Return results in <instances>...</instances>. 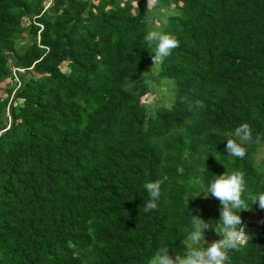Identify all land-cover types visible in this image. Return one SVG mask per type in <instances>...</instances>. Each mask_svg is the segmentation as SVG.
<instances>
[{"label":"trees","instance_id":"trees-1","mask_svg":"<svg viewBox=\"0 0 264 264\" xmlns=\"http://www.w3.org/2000/svg\"><path fill=\"white\" fill-rule=\"evenodd\" d=\"M146 1L0 0V264H146L180 249L215 175L264 192V0ZM160 10L179 44L157 78L175 97L152 108L143 37ZM241 123L253 139L228 157ZM149 180L161 195L145 213ZM208 202L199 217L216 221ZM246 203L226 264H264V209Z\"/></svg>","mask_w":264,"mask_h":264},{"label":"clouds","instance_id":"clouds-1","mask_svg":"<svg viewBox=\"0 0 264 264\" xmlns=\"http://www.w3.org/2000/svg\"><path fill=\"white\" fill-rule=\"evenodd\" d=\"M143 39L146 47L153 49L149 52L152 54L154 65L169 57L179 44L174 35L165 31L149 30ZM231 135L235 139L225 140L224 153H227L228 157H245V144L253 139L252 130L248 124L241 123L233 129ZM161 183V180L143 183V189L148 195V199L143 201L145 213L156 209L161 195ZM201 193L205 198L211 197L219 201L218 219L205 220L190 214L191 228L180 241V249L170 251L167 246L160 247L151 254L146 264H226L229 260V250L238 249L246 243L247 235L240 213L250 209L246 203L248 200L256 207L264 209V192L251 193L242 172L226 171L215 175L206 187L193 197ZM207 230L218 234L220 238L209 242L205 236Z\"/></svg>","mask_w":264,"mask_h":264},{"label":"rangeland","instance_id":"rangeland-1","mask_svg":"<svg viewBox=\"0 0 264 264\" xmlns=\"http://www.w3.org/2000/svg\"><path fill=\"white\" fill-rule=\"evenodd\" d=\"M148 9L152 10L153 7V0H147L146 5ZM161 13L163 16H167L171 11L167 10H160L155 11L152 13L154 20L152 22V31H158V28L161 26L162 22L158 19V14ZM158 63L154 65V61L152 62V67L149 70V72L146 74V76L149 78L150 88L151 92L147 96H145L142 99V102L144 104H147L148 106H152V108L156 106H167L170 107L174 101L175 97V84L174 81L165 79V80H159L157 78L158 74ZM63 69L66 70V66H63ZM7 83L0 84L1 91L0 96H3L4 98L7 97L6 89H7ZM264 160V147H262L259 151V154L257 155L256 161L258 163H261ZM199 206L197 208V212L199 213V216H202L206 212H211V207L208 202V198H205L204 196L199 197ZM256 226H253V229H255ZM217 240L220 238L218 234H216ZM206 239L211 242L213 240H210L208 237Z\"/></svg>","mask_w":264,"mask_h":264},{"label":"built area","instance_id":"built-area-1","mask_svg":"<svg viewBox=\"0 0 264 264\" xmlns=\"http://www.w3.org/2000/svg\"><path fill=\"white\" fill-rule=\"evenodd\" d=\"M52 5V0H47L45 3V10L48 9Z\"/></svg>","mask_w":264,"mask_h":264}]
</instances>
